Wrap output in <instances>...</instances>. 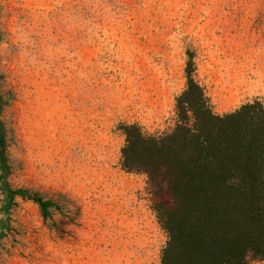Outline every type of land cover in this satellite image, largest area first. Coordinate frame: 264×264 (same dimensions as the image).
<instances>
[{
    "label": "rangeland",
    "instance_id": "rangeland-1",
    "mask_svg": "<svg viewBox=\"0 0 264 264\" xmlns=\"http://www.w3.org/2000/svg\"><path fill=\"white\" fill-rule=\"evenodd\" d=\"M187 48L215 113L264 104V0H0L8 179L61 208L44 221L18 199L0 264H159L167 236L118 125L172 129Z\"/></svg>",
    "mask_w": 264,
    "mask_h": 264
},
{
    "label": "trees",
    "instance_id": "trees-1",
    "mask_svg": "<svg viewBox=\"0 0 264 264\" xmlns=\"http://www.w3.org/2000/svg\"><path fill=\"white\" fill-rule=\"evenodd\" d=\"M185 87L175 123L151 135L121 123L120 167L146 176L151 207L167 236L159 264H254L264 261V104L252 100L213 111L195 79V52L185 50ZM0 75V242L11 231L17 200L34 203L42 220L61 213L39 192L9 182L10 140L3 113L12 95Z\"/></svg>",
    "mask_w": 264,
    "mask_h": 264
}]
</instances>
